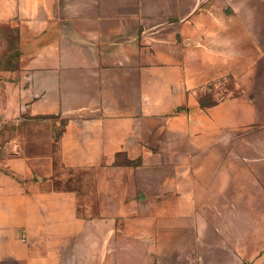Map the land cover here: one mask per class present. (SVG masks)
Wrapping results in <instances>:
<instances>
[{
	"label": "crops",
	"instance_id": "0c3cea01",
	"mask_svg": "<svg viewBox=\"0 0 264 264\" xmlns=\"http://www.w3.org/2000/svg\"><path fill=\"white\" fill-rule=\"evenodd\" d=\"M0 28V264H264V0H0Z\"/></svg>",
	"mask_w": 264,
	"mask_h": 264
},
{
	"label": "rangeland",
	"instance_id": "374dc122",
	"mask_svg": "<svg viewBox=\"0 0 264 264\" xmlns=\"http://www.w3.org/2000/svg\"><path fill=\"white\" fill-rule=\"evenodd\" d=\"M2 37L8 38V41H5ZM16 47L12 33H9L6 28H0V63L6 64L9 61L10 65H16ZM1 66V65H0ZM241 89L237 88L235 84V80L228 78L224 79L218 87L214 85H209L208 89L202 92L200 96V101L202 100L204 103H213L218 100L225 98L231 94L239 95ZM38 129V128H36ZM21 131V130H20ZM2 159V158H1ZM56 164L58 169V175L63 178H69L66 182L61 180L57 181L56 185L61 187H70L72 184L70 182V178H78L84 177L85 173L67 169L61 166L59 158H56Z\"/></svg>",
	"mask_w": 264,
	"mask_h": 264
},
{
	"label": "trees",
	"instance_id": "16d2710c",
	"mask_svg": "<svg viewBox=\"0 0 264 264\" xmlns=\"http://www.w3.org/2000/svg\"><path fill=\"white\" fill-rule=\"evenodd\" d=\"M200 102H201L202 106H209V105H212V104L216 103V102H213V103L208 104V103H204L202 100Z\"/></svg>",
	"mask_w": 264,
	"mask_h": 264
}]
</instances>
